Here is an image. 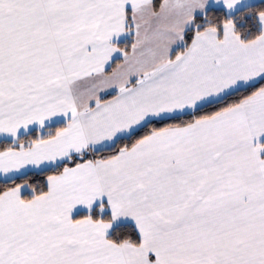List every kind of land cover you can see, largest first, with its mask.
I'll return each instance as SVG.
<instances>
[{"label":"snow or ice","instance_id":"snow-or-ice-1","mask_svg":"<svg viewBox=\"0 0 264 264\" xmlns=\"http://www.w3.org/2000/svg\"><path fill=\"white\" fill-rule=\"evenodd\" d=\"M0 264H264V0H0Z\"/></svg>","mask_w":264,"mask_h":264}]
</instances>
